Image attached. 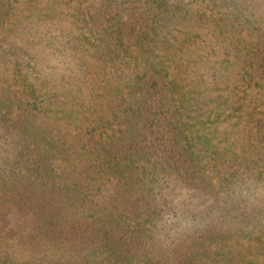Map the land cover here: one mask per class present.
<instances>
[{"label": "trees", "instance_id": "16d2710c", "mask_svg": "<svg viewBox=\"0 0 264 264\" xmlns=\"http://www.w3.org/2000/svg\"><path fill=\"white\" fill-rule=\"evenodd\" d=\"M0 264H264V0H0Z\"/></svg>", "mask_w": 264, "mask_h": 264}, {"label": "rangeland", "instance_id": "374dc122", "mask_svg": "<svg viewBox=\"0 0 264 264\" xmlns=\"http://www.w3.org/2000/svg\"><path fill=\"white\" fill-rule=\"evenodd\" d=\"M95 1H97V0H95ZM99 3V2H98Z\"/></svg>", "mask_w": 264, "mask_h": 264}]
</instances>
